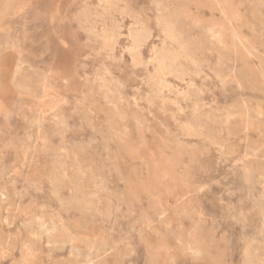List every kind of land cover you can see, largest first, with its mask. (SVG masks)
<instances>
[{
    "label": "rangeland",
    "instance_id": "374dc122",
    "mask_svg": "<svg viewBox=\"0 0 264 264\" xmlns=\"http://www.w3.org/2000/svg\"><path fill=\"white\" fill-rule=\"evenodd\" d=\"M248 262L264 0H0V264Z\"/></svg>",
    "mask_w": 264,
    "mask_h": 264
},
{
    "label": "bare ground",
    "instance_id": "6f19581e",
    "mask_svg": "<svg viewBox=\"0 0 264 264\" xmlns=\"http://www.w3.org/2000/svg\"><path fill=\"white\" fill-rule=\"evenodd\" d=\"M109 15V14H108ZM173 68V67H172ZM222 78V77H221ZM44 114V113H43ZM61 118V120H62V117H61V115L59 116V118L58 119H60ZM60 121V120H59ZM63 121V120H62ZM55 123H56V120H55ZM60 123V122H59ZM62 123V122H61ZM60 123V124H61ZM57 124H58V121H57ZM55 125V124H54ZM58 126H60V125H58ZM60 131V130H59ZM66 132V131H65ZM63 139V138H62ZM222 143V142H221ZM53 158V157H52ZM57 159V158H56ZM54 162H55V160H53ZM57 161V160H56ZM56 164H57V162H56ZM59 164V163H58ZM54 165V164H53ZM63 166V165H62ZM79 166H80V164H79ZM69 167H70V165H69ZM52 168H54V167H52ZM57 168V167H56ZM51 170V169H50ZM3 171V170H2ZM1 171V172H2ZM5 171V170H4ZM57 171V170H56ZM73 171V170H72ZM53 172V171H52ZM60 172V171H59ZM4 173V172H3ZM50 179H52V178H50ZM72 179V178H71ZM69 184V183H68ZM54 186V185H53ZM78 187V186H77ZM52 189V188H51ZM55 189H57L56 187H55ZM77 191H79V190H77ZM76 191V192H77ZM55 192H56V190H55ZM54 192V193H55ZM82 192V191H81ZM75 193V192H74ZM79 193H80V191H79ZM76 194V193H75ZM75 194H73V195H75ZM81 194V193H80ZM77 196L79 195V194H76ZM75 195V196H76ZM83 196V195H82ZM84 197V196H83ZM82 197V198H83ZM77 198V197H76ZM73 199V198H72ZM79 199V198H78ZM84 199V198H83ZM87 200V199H86ZM86 200L84 201V202H86ZM80 201V200H79ZM71 202H72V200H71ZM69 203H70V201H69ZM73 203H74V201H73ZM80 203V202H79ZM85 204H87V203H85ZM71 205V204H70ZM81 205V204H80ZM88 205V204H87ZM90 205V204H89ZM89 205H88V207L86 208V210L89 208ZM65 206H67V205H65ZM82 206V205H81ZM109 207H110V205H108ZM78 207H79V205H78ZM84 207V206H83ZM85 207H86V205H85ZM65 208H67V207H65ZM81 209H83L82 207H80ZM62 209V208H61ZM75 209V208H74ZM85 209V208H84ZM106 209H109V208H106ZM112 210V209H111ZM81 211V210H80ZM81 212H83V211H81ZM112 212H114L113 210H112ZM108 213V212H107ZM106 213V214H107ZM111 213V212H110ZM104 214V213H103ZM110 215V214H109ZM108 215V216H109ZM103 216H105V215H103ZM107 216V215H106ZM108 250V249H107ZM105 254V253H104ZM250 255V254H249ZM251 256V255H250ZM253 256V255H252ZM253 261V260H252ZM249 263V262H248ZM249 264H251V263H249ZM255 264V263H254ZM256 264H257V262H256Z\"/></svg>",
    "mask_w": 264,
    "mask_h": 264
}]
</instances>
